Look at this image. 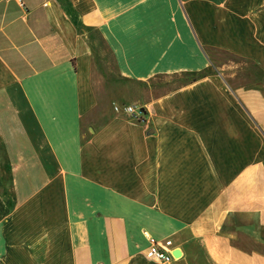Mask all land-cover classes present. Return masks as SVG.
Here are the masks:
<instances>
[{"label":"crops","instance_id":"1","mask_svg":"<svg viewBox=\"0 0 264 264\" xmlns=\"http://www.w3.org/2000/svg\"><path fill=\"white\" fill-rule=\"evenodd\" d=\"M0 264H264V0H0Z\"/></svg>","mask_w":264,"mask_h":264},{"label":"built area","instance_id":"2","mask_svg":"<svg viewBox=\"0 0 264 264\" xmlns=\"http://www.w3.org/2000/svg\"><path fill=\"white\" fill-rule=\"evenodd\" d=\"M116 112H123L131 118L140 121L143 120L144 111L138 104H122L115 105ZM171 241H167L166 245H170ZM145 257L149 261L158 263H169L175 256L173 252L161 246L154 238H150V246L145 253Z\"/></svg>","mask_w":264,"mask_h":264},{"label":"rangeland","instance_id":"3","mask_svg":"<svg viewBox=\"0 0 264 264\" xmlns=\"http://www.w3.org/2000/svg\"><path fill=\"white\" fill-rule=\"evenodd\" d=\"M210 54L212 56V58L218 63V64H222L224 62H235L236 64H238L239 67H243L247 70H255V67L250 64L248 61H245L243 59H240L238 57H234L225 53H221V52H213L210 51ZM112 68V67H111ZM211 72V71H210ZM192 77L189 76H185V77H180V78H174L173 79V83H181L184 82L185 80H189ZM165 79L161 78V79H157L154 81L156 86H160V83L164 82ZM171 86V85H170Z\"/></svg>","mask_w":264,"mask_h":264},{"label":"trees","instance_id":"4","mask_svg":"<svg viewBox=\"0 0 264 264\" xmlns=\"http://www.w3.org/2000/svg\"><path fill=\"white\" fill-rule=\"evenodd\" d=\"M206 74H207V72H202V73H200L198 76H192L191 80H196L197 78H199V77H203V76H205Z\"/></svg>","mask_w":264,"mask_h":264},{"label":"bare ground","instance_id":"5","mask_svg":"<svg viewBox=\"0 0 264 264\" xmlns=\"http://www.w3.org/2000/svg\"><path fill=\"white\" fill-rule=\"evenodd\" d=\"M174 256H175V257H177V256H178V253H177V252H175V253H174Z\"/></svg>","mask_w":264,"mask_h":264}]
</instances>
